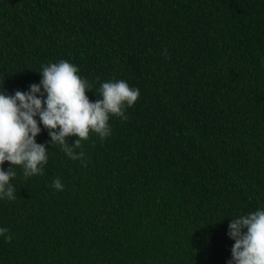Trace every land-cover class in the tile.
<instances>
[{
  "label": "trees",
  "instance_id": "obj_1",
  "mask_svg": "<svg viewBox=\"0 0 264 264\" xmlns=\"http://www.w3.org/2000/svg\"><path fill=\"white\" fill-rule=\"evenodd\" d=\"M60 60L90 101L110 80L140 96L85 163L40 125L43 174L17 166L0 199V264H227L231 220L264 209V0H0V92Z\"/></svg>",
  "mask_w": 264,
  "mask_h": 264
},
{
  "label": "clouds",
  "instance_id": "obj_2",
  "mask_svg": "<svg viewBox=\"0 0 264 264\" xmlns=\"http://www.w3.org/2000/svg\"><path fill=\"white\" fill-rule=\"evenodd\" d=\"M78 73L77 66L60 60L42 65V79L32 83L28 91L0 92V199L16 198L10 181L17 166L22 167L25 178L43 174L48 156L46 145L36 142L41 124L48 130L51 145H59L70 159L85 163L84 152L74 149L82 148L90 133L101 141L110 136V116L126 120L125 109L133 107L140 96L138 88L120 79L103 82L98 89L102 99L90 101L86 90L92 86ZM69 136L77 137L71 146L66 139ZM5 162L10 164L7 170L3 168ZM52 187L64 189L60 178ZM8 232L0 228L6 242L12 238ZM227 235L234 240L227 264H264V209L233 218Z\"/></svg>",
  "mask_w": 264,
  "mask_h": 264
}]
</instances>
